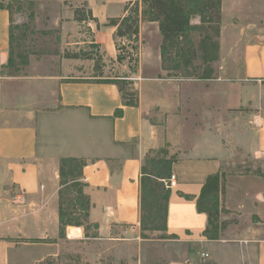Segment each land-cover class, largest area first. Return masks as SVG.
Returning <instances> with one entry per match:
<instances>
[{
	"label": "crops",
	"instance_id": "0c3cea01",
	"mask_svg": "<svg viewBox=\"0 0 264 264\" xmlns=\"http://www.w3.org/2000/svg\"><path fill=\"white\" fill-rule=\"evenodd\" d=\"M85 1L89 20L71 10L56 22L61 52L73 54H59L49 74L2 73L11 14L0 6V264H147L161 240L177 241L189 264H264V0H222L220 59L215 74L202 79L163 70L158 22L140 24V41L149 42L130 71L125 59L118 61L117 26L108 23L142 0ZM87 44L128 73L135 105L126 104L117 83L81 76ZM63 158L85 161L90 209L86 224L68 225L62 234ZM147 159H171L176 185L164 183L167 229L143 235ZM215 174L220 229L209 238L208 215L197 202ZM166 254L174 263V247Z\"/></svg>",
	"mask_w": 264,
	"mask_h": 264
},
{
	"label": "trees",
	"instance_id": "16d2710c",
	"mask_svg": "<svg viewBox=\"0 0 264 264\" xmlns=\"http://www.w3.org/2000/svg\"><path fill=\"white\" fill-rule=\"evenodd\" d=\"M139 15L130 23L132 17L111 18L110 25L117 26L116 35L123 37L128 34L138 35L139 20L158 22L162 35L161 57L162 68L169 76L182 78H210V63L220 58V37L222 27V0H142L133 3ZM6 7L11 14L10 51L5 67L20 70L28 64L31 54H36V43L29 46L23 41L30 32L31 25H20L14 21L10 6ZM130 6H126L127 13ZM76 19L78 17L75 11ZM193 17H199L200 23H192ZM69 56V55H67ZM77 56V55H76ZM121 54L118 60H123ZM112 81V80H109ZM126 104L137 103V93L126 94L117 81ZM129 95V96H128ZM85 161L77 158H63L60 167L59 215L62 234L68 225H84L89 218L90 200L84 194L82 182ZM171 159H147L142 170L141 189V227L145 231H165L167 229L168 199L170 191L164 179L172 175ZM219 174L209 177L198 198L197 206L208 215L206 234L209 238H217L219 234ZM76 192L82 217H76L78 210L71 196ZM84 221V222H82ZM165 236H167L165 234Z\"/></svg>",
	"mask_w": 264,
	"mask_h": 264
},
{
	"label": "rangeland",
	"instance_id": "374dc122",
	"mask_svg": "<svg viewBox=\"0 0 264 264\" xmlns=\"http://www.w3.org/2000/svg\"><path fill=\"white\" fill-rule=\"evenodd\" d=\"M0 4L11 7L13 18L16 23L20 25H31V27L33 28V32H31V29L28 28L30 32H27L28 35L23 42L28 46L35 42L37 45L36 49L38 51L36 54L30 55L28 64L21 66L20 70H15L12 67H6L4 70H2V73L4 72L5 74L29 75L49 74L54 72L56 70V64H58L57 57L59 54H65L69 56L70 54H73L67 51H65L64 53L61 52V29L56 23L57 20L60 17L63 18V16L71 10H73L74 13L77 10L78 17L82 18L80 21L84 19L89 20L91 16L88 10V4L85 0H3V2ZM135 9L136 6L131 5L129 12L127 13V15H130L132 17L130 23H134V19L136 18V16L139 15L140 17V13L137 14L135 12ZM196 18L199 19V17H193L192 23H194V19ZM142 22L144 21L139 20V31L140 24H142ZM148 42L149 41H147V38L145 37L141 38L140 41L139 32L138 35H134L132 33L123 37H118V49L120 50V54L125 57V60L128 62L130 71L136 70V67L138 66V49L143 44ZM81 54L84 56V58L89 59L88 61H86L87 68L85 72L87 73L82 74L81 76L94 77L93 79L99 80L117 81L124 88V92L129 95L137 91L136 86L132 85L133 81L128 78V73L121 66L115 64L116 62L114 61L110 62L107 60V62H103L104 59L100 52V48L96 44H87L86 50L82 51ZM118 61L120 62V60ZM216 62L217 60H213L210 63L212 67V71L210 72L211 76L215 74L214 65ZM250 166L252 170H255L258 168L259 164L252 162L250 163ZM239 170H245L243 168V165ZM165 180L166 179H164V181ZM76 195V192L73 191L71 196L75 199V202L73 203L78 208L76 217L79 218L82 217L83 212L81 211L79 202L76 201ZM86 222L87 221H85L84 224H86ZM90 233L93 234L94 230L91 229ZM157 235L163 238H168L167 236H165V234ZM170 244H172V246ZM156 247L157 248L155 250L158 251L159 254H152L149 256V258L146 257L147 264H168V262L170 261L167 262L168 256L166 254V251L169 247H174L175 250V261L171 264H189L191 262L189 261L188 263V261L183 258V255H181L182 246L177 241L161 240V242H159ZM78 259H81V257L78 256ZM81 261L82 259L80 260V262ZM208 262L209 260L205 262L199 261V264H207ZM46 264L54 263L50 260ZM85 264H90V261L88 260L87 262H85Z\"/></svg>",
	"mask_w": 264,
	"mask_h": 264
},
{
	"label": "built area",
	"instance_id": "2783aa9c",
	"mask_svg": "<svg viewBox=\"0 0 264 264\" xmlns=\"http://www.w3.org/2000/svg\"><path fill=\"white\" fill-rule=\"evenodd\" d=\"M166 181H167L166 184L168 185V187H170V188L174 187L176 185L175 175L172 174ZM201 256L203 258H208L209 253L208 252H202Z\"/></svg>",
	"mask_w": 264,
	"mask_h": 264
},
{
	"label": "bare ground",
	"instance_id": "6f19581e",
	"mask_svg": "<svg viewBox=\"0 0 264 264\" xmlns=\"http://www.w3.org/2000/svg\"><path fill=\"white\" fill-rule=\"evenodd\" d=\"M70 231H71L70 232L71 234H78L79 233V229L78 228H71Z\"/></svg>",
	"mask_w": 264,
	"mask_h": 264
}]
</instances>
